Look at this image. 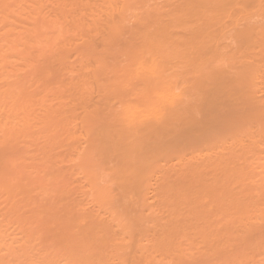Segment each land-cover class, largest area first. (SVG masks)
I'll return each mask as SVG.
<instances>
[{
    "label": "rangeland",
    "instance_id": "rangeland-1",
    "mask_svg": "<svg viewBox=\"0 0 264 264\" xmlns=\"http://www.w3.org/2000/svg\"><path fill=\"white\" fill-rule=\"evenodd\" d=\"M84 2L76 0L73 11L70 10L75 24L60 18L55 26L50 25V6L45 7L46 13L41 11L32 18L16 13L9 18L18 25L12 36L24 43L18 47V53L25 54L26 59L23 55V60L19 59L15 53L7 55L0 64V92L4 87H12L22 95L30 93L35 102L29 109L32 118L29 126L9 132L11 137L5 140L0 132L1 143L6 141L0 143V264H83L86 261V264H264L262 52L255 53L252 45L255 50L253 56L249 50L252 58L244 59L248 60L244 72L253 79L246 74L249 81L246 82L244 75L243 82L251 84L247 89L256 91L258 88L255 100L261 101V105L254 103L262 107L258 110L253 103L255 107L248 108L250 113L246 117L247 112L242 115L246 119L241 117L242 120L236 122L238 128L232 121L234 131L242 133L235 131L238 135L234 134L233 128H229L231 121L229 124V118L223 117L226 134L223 135L220 127H215L220 132L213 129L214 134L211 128L210 135L201 137L199 145L190 141L194 145L191 148L195 147L193 152L176 146L179 144L162 151L153 161L155 167L152 166L159 171L150 168L157 173H146L148 178L144 175L139 179L141 186L139 181L136 184L141 188L142 180H147L143 184L142 198L138 199L140 192L135 190L136 185H131L136 193L130 190L131 186L128 187L131 192L127 187L123 191L124 186L117 181L113 184L118 183V189L111 185L112 189L108 190L110 176L104 174L105 165L94 148L96 130L100 127L96 120H102L98 111L105 114L104 111L109 113L110 110L113 119L117 116L115 113L122 110V103L143 101L149 92V99H156L154 89L160 83L155 81V86L151 87L149 80L153 78L149 79L146 71V80H149L140 81L144 72L139 71L138 75L134 65L138 59L133 61L135 55L140 58V54H134L132 48L127 50L128 46L117 43L119 51L112 54L114 49L104 46L103 31L93 27V23L104 20L103 15L81 6ZM101 2L91 0L89 3L99 8ZM148 2L161 8L165 4L164 0ZM262 24L264 26V22ZM263 28L258 32H262L261 35H264ZM121 39L124 43V38ZM252 44L257 46L260 42ZM256 66L261 72L255 70ZM93 75L97 78L93 79ZM252 81L259 85L254 87ZM142 84L144 88L146 84L152 88L145 89L148 95L143 92L137 95ZM83 101L88 107L82 106ZM82 107L95 112L98 109L101 119L94 118V122L92 113V121L89 120L90 115L88 117ZM216 134L226 140L219 141L220 137L216 140ZM239 135L246 142L240 140ZM203 141L212 142L211 145L219 142L212 148L206 144L211 151L205 145L207 148L197 149ZM191 148L189 146V151ZM9 161L13 162L12 166ZM190 164L197 167V171L185 175L182 171L188 170ZM93 171L97 174L92 175ZM97 190H104L106 194V190L110 191V202L104 201L105 197L98 200ZM102 191L99 193L104 195ZM117 193L124 196L120 198L121 194ZM132 194H135L133 199Z\"/></svg>",
    "mask_w": 264,
    "mask_h": 264
},
{
    "label": "bare ground",
    "instance_id": "bare-ground-1",
    "mask_svg": "<svg viewBox=\"0 0 264 264\" xmlns=\"http://www.w3.org/2000/svg\"><path fill=\"white\" fill-rule=\"evenodd\" d=\"M90 1L91 0H85L81 6L88 7L91 12L99 11L103 15L104 20L102 22L93 23V27L103 31L102 42L104 46L114 49L112 54L119 51L117 43L119 45L122 44L125 48L128 46L126 48L127 50L132 48L133 52H135L134 54H140V58L135 55L133 60L135 61V58L138 59V62L136 61L137 64L133 62L134 65H136V68H133L138 71V75L144 72V75L142 74L143 79L140 78V81L144 79V81H148L153 78L152 80L154 83H152V80H149L151 87L155 86V81L160 83V86L158 85L159 87L156 86L154 89L157 98L154 99V97L153 99H149L151 93L149 92L148 95L144 91L146 88L147 90L149 89V91L152 88H150V85L147 87V84L144 88V84L146 83L144 82L137 95L143 92L148 95V98H143V96H146L143 95L141 97L145 99L143 101L139 99L138 101L120 102L122 103L120 106L122 110H120L118 114L115 113L117 116L113 119L111 118V110L109 111L110 114L104 111L105 114H108L105 115L103 111L100 112L98 109L95 112V110L93 111L92 109L89 110L82 107L83 112L87 113L88 117L90 115L89 120H91L90 118H92L93 115L94 117L92 119L94 122L95 119L102 118L103 120V123L102 120H96L100 127L96 130L94 141L97 144L94 148L95 151L100 154L102 163L105 165L104 174L112 178L109 177L112 184L109 183V186L105 184L108 188L110 187L109 189L106 187V189L111 190V185L114 186L116 181L121 184V186H124L123 188L121 187L123 191L126 187L128 188L131 185H136L138 181L140 185L141 182L139 179L142 178L141 176L145 177V174L151 171L150 168L153 170V167H155L153 166V161L156 159V156H161L160 154L162 151H167L170 148L173 149V146L179 144L176 146L183 147L184 150L188 149V153L193 152L195 147H191L196 143L198 144L200 141L202 142L201 137L206 134L208 135L211 128L212 132L216 130L217 127L218 129L221 128V131L224 132L223 135L226 134L227 127L226 122H224L226 120H224L225 118L223 119V117L229 118V122L228 120L227 122L230 124L231 121V124H227V126L229 125V128L232 127L233 129L230 128V130L232 129L234 131V129L238 128L237 121L244 115V117H246V114L250 113L252 110V106H257V108L260 107L256 105V102H260L261 105V101L255 100L257 98L255 92L258 91V88H255L256 91L252 88L247 89L251 85L250 83L247 84L250 74L245 73L246 71L244 72L245 69L243 68L245 65L247 67L246 63L248 61L244 59L247 56V59L251 57L249 55L251 54L249 50H251L252 56L255 51L254 49H256L255 53L260 50L262 52H260V55H263L264 58V35H261L262 32L258 33L264 27L262 26L264 21H261V18L264 17V0H164L165 4L163 8L151 4L148 0H102L101 4H99V8L91 5L93 3H89ZM75 3L76 0H0V17L3 18L0 20V64L5 62L7 55L14 53L19 56V59L23 60V57L26 59L25 54L21 53L19 55L18 53V47L22 46L24 43L18 42V40L12 36L14 29L18 28L17 24L9 21V18H12L13 14L30 15L32 18L41 11L46 13L45 7L50 6L49 10L52 13L50 25L55 26L60 18L70 21L71 24H75L76 21H74L72 15L69 14L70 10L71 12L73 11L72 6ZM66 11L67 14H64ZM257 20H260L261 23H258ZM254 22L257 23V25H255ZM260 24L261 27L258 26ZM255 32L259 35L254 34ZM124 33H126V37ZM258 36L261 37L258 39ZM31 37L28 38V42ZM121 38H124V43ZM133 38L135 42L132 40ZM135 38L137 39L135 40ZM257 39L261 44H257L258 49L256 44H252L258 42ZM126 42L127 45H125ZM128 42L131 45L128 44ZM252 45L255 46V48L253 47L254 49H252ZM6 51L8 52L5 54ZM145 52H147V54ZM143 53H145V55ZM242 62L246 63L243 65ZM256 69L259 68L256 66L255 70ZM259 70L261 72V69ZM139 71H141V73H139ZM145 71L148 73V80H146L148 76H146L147 74H145ZM249 72L252 71L249 70ZM246 74L249 77H247ZM95 75H97L96 72ZM95 75H93V79L97 78ZM244 75L247 79L244 78ZM252 75L254 76V74ZM180 77H183L181 79V81L183 80L182 83H179ZM243 79H246L247 83L243 82ZM251 79L253 78L250 77V80ZM141 82L143 83V81ZM177 82L180 85H178ZM252 84L254 87L259 85H254V82ZM246 86L248 87L246 88ZM3 89L4 90L0 92V132L5 140L11 137L9 132L30 125L32 118L30 117L29 109L35 102V98L32 97L30 93L22 95L20 94V90L12 87H4ZM251 89L254 90V93L250 91ZM250 92L256 97H253ZM254 101L256 102L254 103ZM83 104L84 101L82 106L86 105L88 107L86 102L84 105ZM260 108H258V110H260ZM258 110L255 112H258ZM97 111L100 113L101 118L98 117L97 114L99 113ZM114 111L118 112L115 109ZM101 113L103 115H101ZM104 115L105 118L102 117ZM107 116L111 119L106 118ZM253 117L255 119V114ZM247 118H249V116H247ZM104 119H109V121H105ZM240 120H242V118ZM232 121L233 123L237 122L235 124V126H237L236 128L233 127ZM224 123L225 126H222ZM223 127L226 128L224 129ZM241 127H243V124ZM218 129L216 131H219ZM235 131L234 134H236ZM240 131L241 130H239V133L236 132L241 134L242 132L240 133ZM215 132L213 133L215 134ZM230 132H228L229 136L232 134V132L231 134ZM214 134H212V137ZM217 134L215 136H217ZM220 135L214 138L219 140ZM227 135L225 136L226 138L228 137ZM222 138L219 141L225 139ZM232 139L236 141L235 138ZM239 139L238 142L242 138ZM255 139L253 140L256 141ZM248 140L251 142L252 139ZM190 141L193 144L195 141L196 143L193 145ZM219 141H214L213 144L215 145V143L217 144ZM242 141H245V139H242ZM5 142L6 141L1 143L0 141L1 144H5ZM205 142L206 141H203L204 144H200L201 146L197 149H200V147L202 149V146L207 148L212 143ZM206 144L209 145L207 146ZM212 145L210 146L211 148ZM189 146L192 151H189ZM240 146L242 147V145ZM210 147H208V149ZM252 148L253 147L250 149ZM209 150L211 151V149ZM199 151L200 150H198V153ZM163 158L165 159V157ZM206 158L207 157H204V159ZM160 159L161 158L157 161ZM168 159H170V157ZM213 159L214 158L211 160ZM12 163L11 161L9 166H12ZM189 166L190 168H187L188 170L182 172H185V175L192 171L196 173L197 167L195 168L191 164ZM153 171H151V173ZM158 171L159 170H157V172ZM157 172H153L152 175ZM88 174H90L89 171ZM94 174H97V172L93 171L92 175ZM101 174L102 173L99 175L101 176ZM147 176L146 178H148ZM146 178L142 180L143 184L144 181H147L145 180ZM39 180L41 181V178H39ZM44 180L46 181L47 179ZM113 180L115 181L113 182ZM118 183L116 185L117 187L114 186L117 189L118 186H120ZM143 184L141 187L143 189L140 188L141 185H136L135 190L140 192V194H138V199H140L143 194L145 186ZM131 187L132 188L129 187L130 190H133V186ZM129 188L126 190L128 191ZM122 190L120 189V191ZM130 190L129 192H131ZM101 191L97 190V199L98 197H100L98 200L102 199L101 197H103V199L105 197L104 201L110 202V195L108 194L110 191L106 190L108 196L104 193V190L102 191L104 195L99 193ZM125 192L124 194H126ZM129 192H127L128 196L131 195ZM120 194H118V196L122 198L123 193ZM134 195L132 194V199ZM135 199H137V196H135ZM81 220L83 221V219ZM41 236L43 235L41 234ZM73 258L75 257L73 256ZM86 262L84 263L86 264Z\"/></svg>",
    "mask_w": 264,
    "mask_h": 264
}]
</instances>
